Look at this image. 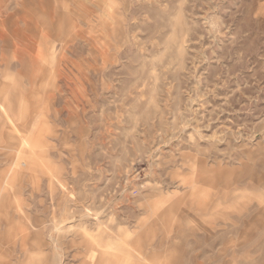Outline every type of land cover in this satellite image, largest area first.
Segmentation results:
<instances>
[{
  "label": "rangeland",
  "instance_id": "obj_1",
  "mask_svg": "<svg viewBox=\"0 0 264 264\" xmlns=\"http://www.w3.org/2000/svg\"><path fill=\"white\" fill-rule=\"evenodd\" d=\"M0 264H264V0H0Z\"/></svg>",
  "mask_w": 264,
  "mask_h": 264
}]
</instances>
